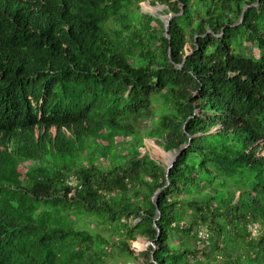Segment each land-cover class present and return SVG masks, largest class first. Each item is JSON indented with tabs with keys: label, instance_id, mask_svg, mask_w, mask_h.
Listing matches in <instances>:
<instances>
[{
	"label": "trees",
	"instance_id": "trees-1",
	"mask_svg": "<svg viewBox=\"0 0 264 264\" xmlns=\"http://www.w3.org/2000/svg\"><path fill=\"white\" fill-rule=\"evenodd\" d=\"M119 262L264 264V0H0V264Z\"/></svg>",
	"mask_w": 264,
	"mask_h": 264
},
{
	"label": "rangeland",
	"instance_id": "rangeland-1",
	"mask_svg": "<svg viewBox=\"0 0 264 264\" xmlns=\"http://www.w3.org/2000/svg\"><path fill=\"white\" fill-rule=\"evenodd\" d=\"M141 5H142V10L144 12L154 14L159 18L160 17L166 18L168 15L166 13H163V11H161V9H163L162 7L152 6L147 2H143L141 3ZM145 146H146V150L154 160L161 162L164 167H167L170 159L169 158L170 155L168 154L169 152L165 150H163V152H165L166 154L160 152L158 149L160 148L162 150V148L156 143L155 139L146 138ZM202 231L207 232V229L204 228ZM254 232H256V230H254ZM119 264L121 263L119 262Z\"/></svg>",
	"mask_w": 264,
	"mask_h": 264
},
{
	"label": "water",
	"instance_id": "water-1",
	"mask_svg": "<svg viewBox=\"0 0 264 264\" xmlns=\"http://www.w3.org/2000/svg\"><path fill=\"white\" fill-rule=\"evenodd\" d=\"M153 16H155L154 14H152ZM176 16V14L174 13H170L167 15L166 18H163V17H160V19L164 22L165 24V34L168 38H170L169 36V32H170V27H171V23H172V20L173 18ZM188 145H185L184 147H182L179 151H170L169 153L173 154V157L171 159V161L168 162V165L166 167V175L167 177L169 176V173L171 171V169L173 168L176 160L178 159V157L180 156V154L182 153V151L187 147ZM168 184H169V181H168ZM160 190L157 191V193L155 194V197H157V195L159 194ZM160 214V212H159ZM160 218V216H158L157 220Z\"/></svg>",
	"mask_w": 264,
	"mask_h": 264
},
{
	"label": "built area",
	"instance_id": "built-area-1",
	"mask_svg": "<svg viewBox=\"0 0 264 264\" xmlns=\"http://www.w3.org/2000/svg\"><path fill=\"white\" fill-rule=\"evenodd\" d=\"M254 230H255V229H254ZM209 236H210V235L208 234V232H204V231H202V230L199 232V238H200V239H204V240H205V239H208Z\"/></svg>",
	"mask_w": 264,
	"mask_h": 264
},
{
	"label": "bare ground",
	"instance_id": "bare-ground-1",
	"mask_svg": "<svg viewBox=\"0 0 264 264\" xmlns=\"http://www.w3.org/2000/svg\"><path fill=\"white\" fill-rule=\"evenodd\" d=\"M172 157H173V154H171V155L169 156V158H170L169 161H171Z\"/></svg>",
	"mask_w": 264,
	"mask_h": 264
}]
</instances>
